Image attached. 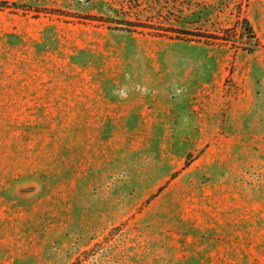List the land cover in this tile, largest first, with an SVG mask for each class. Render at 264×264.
I'll return each mask as SVG.
<instances>
[{
	"label": "rangeland",
	"instance_id": "obj_1",
	"mask_svg": "<svg viewBox=\"0 0 264 264\" xmlns=\"http://www.w3.org/2000/svg\"><path fill=\"white\" fill-rule=\"evenodd\" d=\"M0 1V264H264V0Z\"/></svg>",
	"mask_w": 264,
	"mask_h": 264
},
{
	"label": "trees",
	"instance_id": "obj_2",
	"mask_svg": "<svg viewBox=\"0 0 264 264\" xmlns=\"http://www.w3.org/2000/svg\"><path fill=\"white\" fill-rule=\"evenodd\" d=\"M3 8H5V3H3V2L0 1V10L3 9ZM243 21H244L245 24L248 26L249 32H250V34H251V37L255 39L254 31H253V28L250 26L249 21H247L246 19H244ZM130 26H133V25L130 24ZM254 42H256V43L254 44V45H256V44H257L256 39H255Z\"/></svg>",
	"mask_w": 264,
	"mask_h": 264
}]
</instances>
